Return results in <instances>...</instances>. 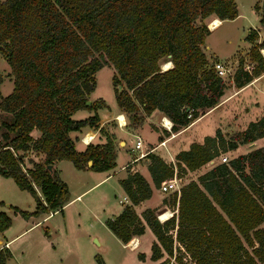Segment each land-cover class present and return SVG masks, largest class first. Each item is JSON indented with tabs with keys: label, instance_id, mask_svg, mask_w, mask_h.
<instances>
[{
	"label": "trees",
	"instance_id": "1",
	"mask_svg": "<svg viewBox=\"0 0 264 264\" xmlns=\"http://www.w3.org/2000/svg\"><path fill=\"white\" fill-rule=\"evenodd\" d=\"M256 9H262L264 25V4ZM238 15L236 0H0V55L10 65L14 81L12 92L0 99V110L6 114L0 120V174L13 178L36 202L33 212L15 210L28 217L63 209L70 191L54 167L58 160H70L77 169L115 167L110 135L105 143H90L82 151L69 135L97 126L96 112L85 119L72 114L105 106L103 100L87 103L96 86L95 74L105 64L115 69L116 101L131 127L141 126L146 116L159 110L176 132L216 106L227 81L203 50L210 33L208 20ZM246 38L253 43L249 55L256 66L248 71L240 58L232 77L238 88L264 71V43H256L255 29ZM167 60L172 66L163 69ZM35 129L40 132L37 138ZM261 137L264 114L230 140L218 129L203 142H192L175 155V163L152 151L142 159L160 188L175 168L182 176ZM28 151L43 157L29 159L32 165L26 166ZM119 182L131 203L105 224L123 243L143 234L148 225L155 235L150 254L155 264H185V255L191 264H264V146L217 163L185 183L180 194L164 198L177 214L163 221L154 208L141 215L134 209L153 194L141 172L129 170ZM11 222L0 210V231ZM137 256L145 260L144 252ZM11 257L7 246L0 247V264ZM96 258L105 264L99 255Z\"/></svg>",
	"mask_w": 264,
	"mask_h": 264
},
{
	"label": "rangeland",
	"instance_id": "2",
	"mask_svg": "<svg viewBox=\"0 0 264 264\" xmlns=\"http://www.w3.org/2000/svg\"><path fill=\"white\" fill-rule=\"evenodd\" d=\"M236 1L239 7V15L234 19L224 20L218 26L213 27L211 32L207 35L203 46L207 55L212 58V62H215V60L224 61L231 69L232 75L223 77L227 81V94H225L223 98L229 95L230 90L234 88L232 77L239 64L240 58H243L244 67L251 71L256 66V62L253 61L249 55V49L252 43L246 38L250 26L258 25L260 22V13L254 7L256 0ZM262 3L263 0H258L255 6L257 4L262 6ZM208 22L210 23V20H208ZM165 62L166 61H163L162 67ZM114 74L115 69L110 64H105L96 72V86L91 93L92 98H102L111 106L117 105L115 87L112 80ZM259 85L261 88H264V80H262ZM257 89L259 88L257 87ZM242 95L243 96L231 100L227 107L221 109L223 111L218 110L217 112L203 117L186 135L199 138L202 134H209L211 130H215L214 124L219 119L220 115L223 116L221 113L226 115L224 119L221 118V120H219L223 128V133L226 134V140H230L233 134L246 129L249 124L248 120H256L261 109L264 107V94L260 92V90L248 89ZM91 102H94V100H91ZM5 117L6 114L0 112V120H3ZM127 120L129 121L128 115ZM218 129L220 128L216 130ZM239 145L238 153L260 147H256V144L250 145L249 143H240ZM257 145L264 146V137L258 140ZM156 153H160V151L156 150ZM224 154L227 155L229 159L235 155L232 151L223 152V155ZM129 155L132 156L129 151L125 152V150H122L119 153V163L124 162V158H128ZM221 157L220 154L215 157V163H221ZM166 159H168L167 156ZM25 165L29 166L31 164L29 161L25 160ZM181 177V184L184 185L191 179L196 178L197 173L187 172ZM107 185L108 184H105L96 190H92L89 194L84 195L83 200H78L70 206L68 213L71 216L67 233H56V236L51 237L50 240H43L42 238H38L40 235L37 230H34L15 241L12 244L13 257L9 259L8 264H100L96 255H99L105 264H149L152 262L151 259L147 258L146 261L142 260L143 263H141L137 257V253L142 251L145 252L149 249L148 238L142 241L140 247V240H138L137 244H134L135 240L129 242L126 247L123 246L115 234L102 223L101 220L105 221L106 218L113 217L114 214H117L118 208L122 206L113 193L106 194L102 192L101 189H104ZM164 186L166 190V194L164 195L166 198H170L174 191L168 188L166 183ZM0 189H2L8 201L18 200L17 198L21 196L28 202L30 199L29 197H32V194L28 190L20 189L11 178L0 181ZM105 190L107 191L106 188ZM101 194H103V196ZM84 203L93 204V210H95L96 215L101 219L100 221L92 218L94 213L89 207L86 206L84 209L82 208ZM162 212L164 211L160 210L157 214L160 215ZM59 217L60 216H56L55 219L58 220ZM43 226L46 227V224ZM2 235L0 231V237H4ZM46 246L49 247V250ZM142 248L143 250H141ZM150 251L149 256L151 253ZM184 263L191 264V259L188 255H185Z\"/></svg>",
	"mask_w": 264,
	"mask_h": 264
},
{
	"label": "crops",
	"instance_id": "3",
	"mask_svg": "<svg viewBox=\"0 0 264 264\" xmlns=\"http://www.w3.org/2000/svg\"><path fill=\"white\" fill-rule=\"evenodd\" d=\"M257 1L258 0H256L255 4L257 3ZM255 4H254V7L256 8ZM256 10H258V12L260 13V19H261L262 9H256ZM214 19H217L220 22L217 24V26L221 24L222 21H224L217 17H213L211 20H214ZM209 29L211 32L212 27H209ZM251 29H255L257 32L258 38L256 40V43H264V25L261 24V22H259L258 25L250 26L248 33L250 32ZM208 58L212 60L211 57L208 56ZM168 61L169 60H167L166 62ZM217 61L221 63H225L224 61L215 60V62ZM171 66H172V62H171ZM10 73H11L10 65L8 64L6 58L3 55H0V96H6L10 94L14 88L13 76ZM262 80H264V71L260 75L255 76L253 80H251L249 83H247L241 88H238L234 85L233 90H230L229 92L230 94L226 95L223 98V96L227 94L226 93L227 87H226L224 94L221 96L220 102L216 106L205 110V113L200 116L201 118L198 117L197 119L192 121L187 127L179 131H176V132H171L170 130H168L167 128L163 126V122H162L163 118L168 119V120L170 119L159 110H155L150 115L146 116L143 124L139 127H131L128 124V122H127V125L120 126L117 123V116L123 115L125 119L127 120V115L119 107V105L117 104L116 106H111L102 98L94 99L92 98L90 94L91 100H94V101L103 100L105 103V106H100L97 109H92V110L79 109L73 112L72 117L74 119H85L93 115L96 112L99 116L97 126H84L80 130L70 131L69 135L71 136V138L75 140V147L79 151L84 150L87 147V145L90 143H93V144L105 143L107 139V135H110L113 138L114 144H115V152H116L115 167L109 170H104V171H98L94 169H77L74 166L73 162L70 160L63 159V160L56 161L54 163V167L57 170L59 176L68 185V188L70 191V200L64 205L62 210L44 212V213H40L37 215L31 214L28 217H23L19 212L15 210L14 207H18L22 210L33 212L36 209V202H35L34 197L33 196L29 197L30 199L28 202H26L24 198L21 196L17 198L18 200L8 201L7 198H5L2 189H0V210L6 212L12 219L11 225L5 231L2 232L3 234L2 236L4 237H0V247L4 246L5 243H8L7 247L12 252V244L18 239H20L21 237L27 235L29 232H32L34 230H37V232L39 233L40 237L38 238H42L43 240H47V239L50 240L51 237L56 236V233H59V234H61V232L67 233L68 224L70 223L69 221H70V216H71L68 213V209L70 208V206L73 203L77 202L78 200H83L84 195L89 194V192H91L92 190H96L97 188L104 186L105 184H108V185L104 187V189H101L102 192H105L106 194L113 193L114 196L118 198L119 202L122 204V206H120L117 210V214H118L123 209L124 205L131 203L129 197L127 196L126 192L124 191L123 187L121 186L119 182L121 179L127 176V173L129 170L141 172L147 178V180L150 182V184L153 187V194L150 198L144 199L140 201L138 204L134 205V209L139 215H141L142 212L146 208H154L156 213L160 210L164 211L163 213L166 214V217L164 219H161L162 221L168 219L174 213L177 214V209L175 207H172L170 204L164 202V198H166V196L164 195L166 194V190L164 186L165 182L160 188H156L154 186L151 175L147 169L146 159H139L135 161L132 160L133 157L139 153V151L135 149V141H136L135 135L138 134L143 138L144 146H147V147L155 146V149L152 152L156 153V150L160 151V153H157V154L162 156L167 162H171L172 160H175V155L180 150L187 149L192 142H195V141L203 142L204 137L206 135L214 136L217 128H220L221 132L223 133V128L221 127L220 125L221 122H219V120H221V118L224 119V116L226 117V115L224 113H221L223 116L220 115L219 119L214 124L215 130H211L209 134H206V133L202 134L199 138H194L193 136L186 135L200 120H202L203 117H205L206 115L212 114L214 112H217L218 110L223 111L221 110L223 107H227V105H229L231 100H234L235 98L243 96L242 94L245 93L248 89L260 90V92H263L264 94V88H261V86L259 85ZM232 83L234 84L233 81ZM257 87L259 89H257ZM263 114H264V107L261 109V112L258 114L257 119L260 118ZM250 121L251 120L249 119L248 122ZM102 127L105 130L104 132H101L100 130ZM166 130L170 131V134H168ZM32 134L35 138H37L39 137L40 132L37 129H35L33 130ZM223 135L226 136V134L224 133ZM161 136L163 137V139H166L165 144H159V142L161 141L160 139ZM259 139L260 138H258L257 140L249 144L250 145L256 144V147L263 146V145H257ZM239 146L236 149L230 150L235 153L233 157L238 156L239 154H242V153L249 152V151H246V152L238 153ZM122 150H125V152L129 151L132 156L129 155L128 158H124V162L119 163V153ZM166 156L168 159H166ZM42 157H43L42 153L35 152V151H28L25 154V160L27 161H29V159H33V161H39L42 159ZM29 163L31 164L30 161ZM216 164L217 163H215V158H214L213 160L202 165L200 168L194 171H188V172L189 173L196 172L197 177H198L202 173L211 169ZM197 177L193 179H197ZM7 178L9 179L11 177H5L0 174V181L2 180L4 181V179H7ZM11 179L13 180V178ZM105 188L107 189V191L105 190ZM36 189L40 192L38 187H36ZM103 194L101 195L103 196ZM92 205H93L92 203H89V204L84 203L82 208L84 209L86 206L89 207L94 213V215H92V218L98 219L100 221L101 219L99 218V216L96 215L95 210H93L94 208L92 207ZM102 212H103V209H102ZM117 214H114L113 217H115ZM56 216H60L58 220L55 219ZM101 221L102 223H104V225H106L104 220H101ZM45 224H46V227L43 226ZM263 226H264V223H263ZM145 238H148V242H149V249L145 251L146 253L142 251L145 253V261H146L147 258L150 259L149 251L151 250V244L153 240L155 239V235L153 234L149 226L146 225L145 232L141 235L134 236L129 242H131L134 239L135 240L138 239L140 240V245H139L140 247L142 244V241ZM121 243L123 246H126V247L128 246L127 245L128 243H123L122 241ZM46 248L49 250L48 246H46ZM141 250H143V248ZM12 257H13V252H12ZM140 261L141 263H143L142 260ZM155 263L156 262L152 260V262H150L149 264H155Z\"/></svg>",
	"mask_w": 264,
	"mask_h": 264
},
{
	"label": "built area",
	"instance_id": "4",
	"mask_svg": "<svg viewBox=\"0 0 264 264\" xmlns=\"http://www.w3.org/2000/svg\"><path fill=\"white\" fill-rule=\"evenodd\" d=\"M260 52L264 56V45L260 48ZM244 68L247 69L248 71H251L250 69H248L246 67H244ZM214 69L216 70L217 74L221 77H225L226 75H228V76L232 75L231 69L225 63H221L219 61L215 62L214 63ZM189 116H191L190 113H189ZM168 121H169V123H167L165 121V118H163V120H162L163 126L171 131L172 122L170 120H168ZM117 123L120 126H125V125H127V120L125 119V117L123 115L122 116L118 115L117 116ZM135 137H136L135 149L138 150L139 153L133 157V159H132L133 161L144 158L149 152H151L155 149V146H151V147L144 146V140L140 135L136 134ZM165 142H166V139H163L159 142V144H165ZM220 155L222 156L221 162L228 163V161H229L228 156L225 154L223 155V152ZM171 162L175 163V160H172ZM22 167L25 170V165L22 164ZM181 180H182V177L177 174V168H175L174 175L171 178L167 179L165 181V183L167 184L168 188H170L174 192H177L178 194H180L181 187L183 186L181 184ZM158 218L161 220L159 214H158ZM134 240H132V241H134ZM137 243H138V239H136L134 241V244H137ZM7 245H8V243H5L4 246H7Z\"/></svg>",
	"mask_w": 264,
	"mask_h": 264
},
{
	"label": "bare ground",
	"instance_id": "5",
	"mask_svg": "<svg viewBox=\"0 0 264 264\" xmlns=\"http://www.w3.org/2000/svg\"><path fill=\"white\" fill-rule=\"evenodd\" d=\"M218 23H220V22H219L217 19H214V20H211V21H210L209 26L213 28V27L217 26ZM170 66H171V62H170V61L165 62V63L163 64V69H167V68H169ZM165 121H166L167 123H169L168 119H165ZM159 216H160L161 219H164V218L166 217V214H164V213L162 212V213H160Z\"/></svg>",
	"mask_w": 264,
	"mask_h": 264
},
{
	"label": "water",
	"instance_id": "6",
	"mask_svg": "<svg viewBox=\"0 0 264 264\" xmlns=\"http://www.w3.org/2000/svg\"><path fill=\"white\" fill-rule=\"evenodd\" d=\"M263 4H264V0H263ZM120 88H121V85L119 86V89H120ZM87 103L90 104V103H91V100L89 99V100L87 101ZM91 163H92V161L90 160V161H89V164H91ZM52 167H53V166H52L51 164L48 165V169L51 170Z\"/></svg>",
	"mask_w": 264,
	"mask_h": 264
}]
</instances>
